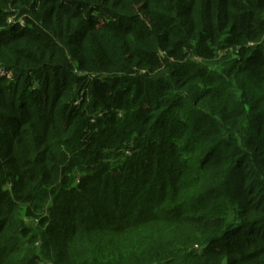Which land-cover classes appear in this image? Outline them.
Wrapping results in <instances>:
<instances>
[{
    "label": "trees",
    "instance_id": "obj_1",
    "mask_svg": "<svg viewBox=\"0 0 264 264\" xmlns=\"http://www.w3.org/2000/svg\"><path fill=\"white\" fill-rule=\"evenodd\" d=\"M0 66V264H264V0H0Z\"/></svg>",
    "mask_w": 264,
    "mask_h": 264
},
{
    "label": "rangeland",
    "instance_id": "obj_2",
    "mask_svg": "<svg viewBox=\"0 0 264 264\" xmlns=\"http://www.w3.org/2000/svg\"><path fill=\"white\" fill-rule=\"evenodd\" d=\"M25 18L24 17H21V18H19V19H16V20H13V22H20V24L22 25V24H24L25 23V20H24ZM11 72H5L2 68H1V66H0V74L1 75H7L9 78H11L12 76H10L11 74H10ZM77 87H75V89H76ZM69 101V100H68ZM81 101V100H80ZM80 101L78 100V101H76L75 102V105H78L79 103H80ZM10 137H11V134L9 133V136H8V139L10 140ZM1 161H0V168L1 169H3L4 170V168H5V165H6V161H7V158L6 157H4V156H1ZM190 192L192 193V192H194V187L193 188H191L190 189ZM110 195V194H109ZM113 197H114V194H113ZM141 205H149V198H142V200H141ZM26 221L28 222V223H30L32 226H34V227H37L38 226V220L36 219V218H28V217H26ZM41 241H37L36 243H35V245H34V250H35V252L38 254V252H39V249H40V245H41ZM195 249H200L199 247H198V245H196L195 246ZM50 259V257L49 256H47V257H45V258H43L42 260H41V264H54V261L52 260H49Z\"/></svg>",
    "mask_w": 264,
    "mask_h": 264
}]
</instances>
